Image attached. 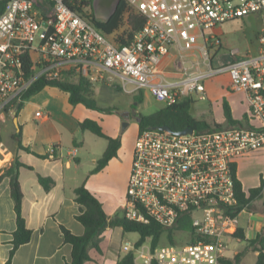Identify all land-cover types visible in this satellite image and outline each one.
Here are the masks:
<instances>
[{"label": "built area", "instance_id": "built-area-1", "mask_svg": "<svg viewBox=\"0 0 264 264\" xmlns=\"http://www.w3.org/2000/svg\"><path fill=\"white\" fill-rule=\"evenodd\" d=\"M76 1L80 7L82 0H0L6 3L0 16V165L10 162L2 126L14 119L41 79L83 77L94 85L120 79L125 93L149 91L170 106L192 94L205 99L207 80L227 74L231 89L246 95L247 125L188 135L139 132L123 204L127 220L165 229L192 215V232L178 233L185 240L154 251L150 246L134 264H221L228 239L238 231L239 215L231 212L237 204L234 166L264 150V28L258 53L240 56L231 50L232 60L218 67L214 61L221 43L213 30L250 15L264 19V0H125L145 24L124 46L73 9ZM85 1L96 15L99 0ZM172 50L181 65L175 80L161 69ZM192 55L202 59L190 62ZM58 149L50 147L48 154ZM76 154L74 149L71 155ZM123 249L138 252L129 241Z\"/></svg>", "mask_w": 264, "mask_h": 264}, {"label": "crops", "instance_id": "crops-1", "mask_svg": "<svg viewBox=\"0 0 264 264\" xmlns=\"http://www.w3.org/2000/svg\"><path fill=\"white\" fill-rule=\"evenodd\" d=\"M243 22L249 30L254 29L250 38L252 53L256 54L261 48L259 34L264 28V19L259 15H250L245 17ZM213 33L218 36L221 43L215 60L218 59L221 65L226 64L232 58L228 54L231 50H227L223 55L220 53L224 47L222 39L224 30L218 27ZM198 57L200 56L192 55L191 59ZM161 69L164 76L170 80L180 78L181 65L175 50L164 58ZM69 97L68 93L59 88L46 87L24 102L18 116H15L18 127L15 125V117L2 126V140L8 150L9 147L3 139V131L7 133L9 125L14 127L15 133L21 131L20 142L30 149V152L18 150L16 144L14 152L10 149L7 156L10 162L0 165V169L9 168L15 156H18L20 162L25 165L20 169V183L24 194L23 215L33 235L28 244L17 250L12 264L71 263L72 246L65 243L61 227L77 236L85 234V227L77 219L81 206L76 202L75 191L81 186H85L100 200L110 220L124 216L123 204L131 173L134 146L130 151L124 152V137L120 134V126L125 118L132 115L128 109L129 102L125 104L123 110L113 107L114 104L104 107L115 108L110 113L91 110L83 105L74 106L70 103ZM208 97L211 98L209 117L194 116L197 120L227 126L223 108L224 100H227L234 119L247 125L249 105L246 95L231 89L229 76L227 88L223 86L218 90L206 82L205 99L202 97L201 99L207 100ZM197 105L193 103L192 114L197 110ZM38 112H41V116L37 115ZM220 113L224 123L218 119ZM87 119L97 121L107 136L121 139L117 156L97 173L92 172L107 150L108 141L90 131L81 130L80 124ZM11 135L14 136V133ZM50 147L59 148L53 156L48 154ZM74 149H77L75 156L71 155ZM39 176L53 179L55 184L50 191H46L41 185ZM237 178L247 194L251 189L260 187L261 180H264V150L245 155L237 161ZM263 197L264 189L258 199ZM254 202L255 200L248 210L242 211L238 216V230H243L248 240H254L264 232V205L253 210ZM16 229L11 180L6 178L0 183V264H6L9 259ZM130 234L133 233H126L122 227H108L99 247L90 249L91 259L85 264H118L128 254L123 246L129 241L127 236ZM135 234L140 239V235ZM147 242L151 246L150 239ZM228 243L229 248L221 264H228L227 261L234 260L238 254H242V257L236 264H256L258 253L253 252L247 242L233 235L228 239ZM133 252L137 257L136 251Z\"/></svg>", "mask_w": 264, "mask_h": 264}, {"label": "trees", "instance_id": "trees-1", "mask_svg": "<svg viewBox=\"0 0 264 264\" xmlns=\"http://www.w3.org/2000/svg\"><path fill=\"white\" fill-rule=\"evenodd\" d=\"M5 4L6 3L4 2H0V16L5 11ZM77 4L78 2L76 1V6H73V9L78 10L82 13V15L90 19L97 29L103 33L110 36L115 34V40L120 46L128 45L134 35L139 32L145 24L144 17L130 8L125 0H119L114 11L105 20L97 19L93 9L90 12L88 7L89 4L85 0H82L80 7H78ZM125 25L127 28L122 31ZM46 87H56L63 92L68 93L70 96L69 101L74 106L83 105L88 109L99 112L111 113L115 110V108L101 107L96 97L95 85L83 77L66 79L63 82H51L41 79L37 81L26 93L24 100L26 101L34 95H37ZM145 92L146 91H140L135 93L136 95L134 100L136 103L142 104L144 102ZM193 103L194 101L192 98H185L176 104L170 106L165 105V107L153 115H141L139 132H143L148 129H159L164 126L169 127L173 132H180L186 128H192L196 132H203L235 126H246L245 123L234 119L231 107L227 100H224L223 103L227 126L197 120L191 112ZM23 106L24 103L20 104L17 116ZM134 109H136L135 105ZM80 128L82 131H90L96 136L104 138L108 141L107 150L105 151L103 157L99 160L96 169L92 172L97 173L105 168L108 163L117 156L118 150L121 147V139H113L107 136L103 132L101 125L92 119L83 121L80 124ZM21 136V131L16 132L13 136L14 140L17 141L18 150L30 152V149L21 144ZM21 167H25V165L20 162L18 156H15L12 165L9 168L0 169V183H2L6 178L11 180V195L15 202L17 223V229L13 234L14 239L11 242L13 248L6 264H12L17 250L21 246L28 244L33 235L32 231L27 227V222L23 215L24 194L20 183ZM234 177L237 204L231 209V212L232 215H239L242 211L248 210L252 202L261 196L264 189V180H261L260 187L251 189L249 194H247L243 189L242 183L237 178V164L234 166ZM39 181L46 191H50L55 184L53 179L45 178L43 176H39ZM75 193L76 202L81 206V211L77 219L85 227V234L77 236L65 227H61L65 243L72 246V261L70 264H85L88 262L91 259L90 249L99 247L101 238L108 227H122L126 233H138L140 235V239L136 243V249L141 248L149 239H151L152 251L160 245L163 236H166L170 242L174 243L179 232H192L191 214H185L171 229H165L155 222H151L150 224L133 222L127 220L124 216L116 217L110 220L100 200L85 186L79 187ZM234 237L247 242L248 247L253 252L258 253L256 264H264V232L259 234L254 240H248L243 230H238L236 234H234ZM241 257L242 254H238L234 260L227 261V263H239ZM134 261L135 253L130 252L118 264H134Z\"/></svg>", "mask_w": 264, "mask_h": 264}, {"label": "rangeland", "instance_id": "rangeland-1", "mask_svg": "<svg viewBox=\"0 0 264 264\" xmlns=\"http://www.w3.org/2000/svg\"><path fill=\"white\" fill-rule=\"evenodd\" d=\"M117 5L116 0H99L96 8V15L98 19L104 20L105 17H108L115 9ZM90 12L92 11L89 8ZM94 12V11H93ZM95 14V12H94ZM244 19L241 20H236L233 22L226 23L222 25L220 28L224 30V35L222 36V39L224 40V47L222 48V51L220 52L221 55H223L227 50H232L236 49L240 51V56H246L247 54L252 53V44H251V34L254 29L250 28V30L244 25L243 22ZM126 22V18H125ZM127 26L125 25L124 28L122 29L125 30ZM121 31V32H122ZM116 35L114 34V37ZM199 60H201V57H198ZM196 60V58H190L189 61L192 62ZM214 66L218 67L221 66V63L216 59L214 61ZM203 67L206 68L205 65ZM208 85L210 87L218 88L221 89V87L227 88L228 86V75L224 74L218 77H214L213 79L207 80ZM128 88L131 90L134 88V85L131 83H128ZM95 91H96V97L101 105V107H110V105H115L113 107H118L119 109L123 110L125 108V104L129 102V111L132 113L130 117L125 118L124 121L128 123V126L126 129H123V123L120 126V134L124 137V152H128L132 149V147L135 145V141L138 136V127H139V121L138 119L140 116H149L157 113L160 111L163 107H165L166 103L165 101L160 98L154 96L152 93L149 91L145 92V99L142 104H138L136 109H134V105L136 104L134 98L136 94H127L123 90L122 87V82L120 79H114L113 81L109 82L108 80L103 81V83H98L95 85ZM203 94H192V98L195 104L197 105V110L193 113V116L197 118H206L209 117L210 111V103H211V98L208 97L207 100H202ZM26 105V104H25ZM218 119L222 123H224L223 116L221 113L219 114ZM123 121V122H124ZM11 129L7 128L8 132L10 133H4L5 130L3 131V139L6 143V145L14 152V148L17 146V141L15 142L12 139L11 133L15 134L14 127L12 125H9ZM6 130V131H7ZM12 145V147L10 146ZM254 166V165H253ZM264 205V197L262 199L255 200L253 210L255 208H259ZM128 240L133 243H136L139 240V236L135 233L130 234L127 236ZM186 236L184 234H178L176 239H184L185 240ZM169 240L166 236H163L160 242L161 246L168 245ZM150 244L147 242L146 244L143 245L140 249H138V252L136 253V256L138 257L140 253L145 252L148 253V248ZM250 264V263H248Z\"/></svg>", "mask_w": 264, "mask_h": 264}, {"label": "water", "instance_id": "water-1", "mask_svg": "<svg viewBox=\"0 0 264 264\" xmlns=\"http://www.w3.org/2000/svg\"><path fill=\"white\" fill-rule=\"evenodd\" d=\"M135 106H137V103L135 104ZM129 114H127L128 116ZM140 118L138 119V121L140 122ZM15 125L18 127V123H17V117H15ZM128 126V123L126 121L123 122V129L125 130L126 127ZM160 130H163V131H168V132H173L169 127L167 126H164V127H161L159 128ZM194 132V130L192 128H186L180 132H173V133H176L178 135H188V134H192Z\"/></svg>", "mask_w": 264, "mask_h": 264}]
</instances>
